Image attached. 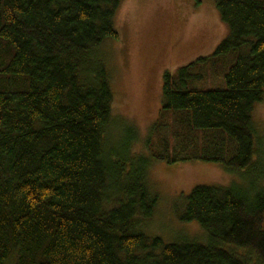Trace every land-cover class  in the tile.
<instances>
[{
    "label": "trees",
    "instance_id": "16d2710c",
    "mask_svg": "<svg viewBox=\"0 0 264 264\" xmlns=\"http://www.w3.org/2000/svg\"><path fill=\"white\" fill-rule=\"evenodd\" d=\"M122 2L0 0V264H264V0H215L229 35L166 72L146 151L112 131L101 47ZM197 161L244 179L185 197L204 239L148 237L153 164Z\"/></svg>",
    "mask_w": 264,
    "mask_h": 264
},
{
    "label": "rangeland",
    "instance_id": "374dc122",
    "mask_svg": "<svg viewBox=\"0 0 264 264\" xmlns=\"http://www.w3.org/2000/svg\"><path fill=\"white\" fill-rule=\"evenodd\" d=\"M118 39L101 47L114 95L112 131L122 133L133 125L139 132L138 148L156 121L162 102L164 75L175 73L199 57L210 56L229 35L215 7V0H123L115 19ZM253 118L264 151V101ZM242 172L228 173L217 164L191 162L154 163L150 181L159 197L158 206L143 225L150 238L165 244L185 236L204 239L197 223L181 219L185 197L198 186L241 183Z\"/></svg>",
    "mask_w": 264,
    "mask_h": 264
}]
</instances>
